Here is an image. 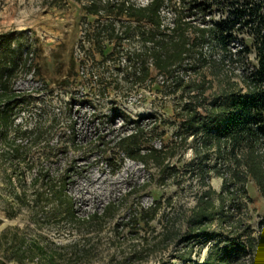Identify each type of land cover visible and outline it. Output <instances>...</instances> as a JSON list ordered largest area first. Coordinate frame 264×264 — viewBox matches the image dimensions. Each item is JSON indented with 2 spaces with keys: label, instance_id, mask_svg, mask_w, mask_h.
<instances>
[{
  "label": "trees",
  "instance_id": "trees-1",
  "mask_svg": "<svg viewBox=\"0 0 264 264\" xmlns=\"http://www.w3.org/2000/svg\"><path fill=\"white\" fill-rule=\"evenodd\" d=\"M164 3L165 0H153L147 6L124 0L85 3L87 14L100 15L91 24L94 30L89 37L96 40L97 50L103 55L97 64L108 67V60L113 59L119 70L125 69L122 79L133 89L153 81L149 64L152 59L159 73L167 76L165 86L173 93L182 91L177 112L182 125L179 135L202 160L199 171L206 188L199 193L196 205L175 216L166 213L164 229L154 240L146 239L140 248L135 246L133 255L142 259L147 253L176 244L180 248L173 258L184 264H264V216L257 226L250 221L253 197L248 187L253 179L264 197V0H182L177 25L171 32L160 25ZM215 5L224 13L216 21L202 26L195 22L198 16L187 18L207 14ZM138 35L140 49L125 46L126 39L136 40ZM247 36L252 38V46ZM16 38L17 31L0 33V137L5 141L0 156L15 173L8 178L15 189L6 198L5 211L9 218H15L26 208L30 224L2 227L4 221L0 219V264L89 262L108 224L113 225L119 239L122 230L133 231L142 227V222L150 226L162 204L132 210L129 217L118 222L114 221L122 204L117 200L80 214L77 198L69 189V173L57 175L47 164L61 144L47 142L39 156L33 155L41 147L46 129L25 128L19 121L31 94L20 89L18 81L33 70L34 56L31 47ZM106 41H115L110 53L105 52ZM208 43L224 52L222 59L208 49ZM236 45L241 46L234 51ZM252 52L256 53V64L248 62ZM125 55L129 61L126 64ZM236 62L244 64L243 72L228 67ZM207 66L221 84V90L212 94H207L213 87V81L206 76ZM115 79L120 87L121 78ZM147 133L138 125L113 140L96 141L92 147H102L105 154L118 149L119 154L125 153L150 168L155 165L165 173L168 169L178 173V166L167 162L177 144L146 145ZM215 154L216 163L212 165ZM22 165L37 167L29 187L23 184L24 177L16 174ZM212 170L224 177L221 190L209 181ZM63 226H71L79 233L78 238L57 242L42 232L46 227L59 231ZM197 247L208 248L204 260L194 259Z\"/></svg>",
  "mask_w": 264,
  "mask_h": 264
},
{
  "label": "rangeland",
  "instance_id": "rangeland-1",
  "mask_svg": "<svg viewBox=\"0 0 264 264\" xmlns=\"http://www.w3.org/2000/svg\"><path fill=\"white\" fill-rule=\"evenodd\" d=\"M51 2L52 0H0V33L17 31L16 41L31 47L36 75L45 81L42 88H37L24 75L18 83L20 89L31 94L30 101L22 110L20 122L25 128L42 126L46 129L41 147L36 148L33 155L39 156L43 151L42 146L47 142L61 144L47 164L57 175L69 173V189L77 198L81 215L103 208L111 200H117L122 204L114 221L118 222L129 217L132 210L148 208L157 202L162 204L157 219L150 226L142 222V227L133 231L130 228L122 230L119 239L113 225L108 224L92 261H61L59 264H184L182 260L173 258L180 248L176 244L168 249L163 247L147 253L142 259L133 255L135 246L140 248L146 239L154 240L164 229L166 213L175 216L182 210H190L196 205L199 193L206 188L199 171L201 157H196L189 142L183 143L179 135L182 125L177 112L182 91L173 93L165 83L158 82L156 76L159 71L156 67L150 71L152 82L129 89L127 80L122 79L125 69L119 70V64L113 59L108 60V67L97 64L103 59V55L96 46L89 43V31L87 43L83 42L82 31L89 29L97 19L88 16L85 9L87 1ZM190 34L195 37L193 30ZM246 41L250 46L253 45L250 36L246 37ZM79 44L84 46L83 54L77 50ZM136 44L131 39L125 46L134 48ZM239 46L241 45H236L233 50L236 51ZM114 47V43L106 41L105 52L110 53ZM207 47L219 59L223 58L224 52L212 48L209 43ZM248 62L257 63L255 52L250 54ZM228 67H235L237 73L244 70L242 62ZM205 72L207 79L213 81V87L207 94L220 91L221 84L211 72L210 66L205 68ZM202 76L200 74V78ZM115 77L121 78L120 87L116 85ZM234 79L238 81L240 77L235 76ZM138 125L145 127L148 132L145 136L146 145L163 147L177 144L167 162L178 166V173L176 171L173 174V169H168L165 173L155 165L150 168L139 160L129 158L125 153L119 154L118 149L115 153L105 154L102 147H92L96 141L113 140L117 135L132 131ZM191 140L192 138L189 139ZM4 147L5 141L0 137V152ZM215 158L216 154L210 164L216 163ZM9 166L0 156L2 227L9 224L26 226L30 224L26 208L15 218H9L5 211L6 198L15 189L8 181L10 173L15 174ZM130 166L133 168L130 169ZM36 170L37 167L31 169L22 165L16 174L22 175L23 184L29 187ZM92 172L108 178L95 182ZM169 172L172 175H167ZM209 176L210 183L221 190L224 177L214 170ZM17 178V175L14 176L15 186L18 184ZM164 178H168L167 181ZM248 187L253 197L249 204L250 221L257 226L264 216V197L253 179ZM135 189L139 191L134 193ZM216 198L218 199L217 196ZM42 232L49 234L57 242L64 243L72 242L79 236L77 231L71 230V226H63L59 231L46 227ZM207 254V247L202 250L197 247L193 256L200 261ZM125 256L128 258L125 259Z\"/></svg>",
  "mask_w": 264,
  "mask_h": 264
},
{
  "label": "built area",
  "instance_id": "built-area-1",
  "mask_svg": "<svg viewBox=\"0 0 264 264\" xmlns=\"http://www.w3.org/2000/svg\"><path fill=\"white\" fill-rule=\"evenodd\" d=\"M87 2H91V0H84ZM104 2L106 1H113V2H117V1H123V0H102ZM127 2V4H135L137 6H147L149 5L153 0H124ZM86 2V3H87ZM182 4V0H165V3L163 4V6L160 9V19H161V28L163 30H165L166 32H171L177 25V19H178V8L179 6L181 7ZM223 10H220L219 7H217L216 5L210 9L209 11H207V14L204 13H199L197 15H193V16H188V19H192V18H199L197 21H195L197 24H200L202 26H205L207 24V22H211L212 20H218L222 17L223 15ZM99 14L97 16V18H99ZM94 23V22H92ZM91 23V24H92ZM146 23V22H145ZM151 25V24H149ZM94 30V26L91 25V27L87 30L82 31L83 33V42L86 44L87 43V32L89 31V33H91ZM137 39L135 40V42H137L136 46L138 49H140V42H139V38L140 36L138 35L136 37ZM130 40H127L124 42L125 44H127V42ZM89 43L93 46H96V40L95 39H91L89 38ZM112 43L115 44V41H113ZM78 52H80L81 54L84 53V46L82 44L78 45L77 48ZM33 55V52L31 53ZM89 62V61H88ZM90 63V62H89ZM123 63H129L128 59H127V55H125L123 57ZM149 64L151 66V68L155 67L153 60L151 59L149 61ZM87 65V64H86ZM36 66H34L33 70L26 74V76H28L29 79H31L38 87L37 88H42L44 86L45 81L42 78L37 77L36 75ZM83 73L85 72V65L83 66ZM157 77V81L164 84L166 81L167 76L165 74H160ZM152 78V76H151ZM20 80V79H19ZM19 83V81H18ZM20 121V120H19Z\"/></svg>",
  "mask_w": 264,
  "mask_h": 264
},
{
  "label": "bare ground",
  "instance_id": "bare-ground-1",
  "mask_svg": "<svg viewBox=\"0 0 264 264\" xmlns=\"http://www.w3.org/2000/svg\"><path fill=\"white\" fill-rule=\"evenodd\" d=\"M132 168H133V166H130V169H132ZM91 175H92V178L95 180V182H101V181H104L108 178V177H105L102 175H98L95 172H92Z\"/></svg>",
  "mask_w": 264,
  "mask_h": 264
},
{
  "label": "crops",
  "instance_id": "crops-1",
  "mask_svg": "<svg viewBox=\"0 0 264 264\" xmlns=\"http://www.w3.org/2000/svg\"><path fill=\"white\" fill-rule=\"evenodd\" d=\"M88 16H89V17H92V16H93V17H97L98 14H88Z\"/></svg>",
  "mask_w": 264,
  "mask_h": 264
}]
</instances>
